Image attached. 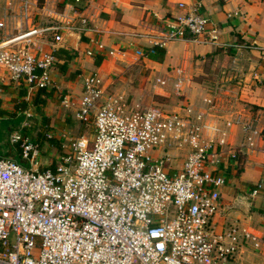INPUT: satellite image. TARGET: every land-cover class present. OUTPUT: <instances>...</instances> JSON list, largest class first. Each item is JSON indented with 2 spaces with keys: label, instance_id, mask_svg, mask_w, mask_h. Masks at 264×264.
Returning <instances> with one entry per match:
<instances>
[{
  "label": "built area",
  "instance_id": "1",
  "mask_svg": "<svg viewBox=\"0 0 264 264\" xmlns=\"http://www.w3.org/2000/svg\"><path fill=\"white\" fill-rule=\"evenodd\" d=\"M61 1L62 10L49 13L59 22L37 25L30 10L39 0H4L0 31L12 32L0 39V100H6V84H22L27 93L51 89L57 57L44 41L62 42L68 31L87 23L72 15L82 0ZM165 27L156 44L136 54L190 36L219 39L217 23L195 5ZM103 51L92 40L84 53ZM175 74L173 93L183 96L184 72L177 68ZM60 104L81 125L93 123L92 137L78 134L61 142L54 169H44L40 143L19 130L9 134L29 167L0 156V264H229L239 244L259 245L261 237L250 229L218 234L211 228L225 183L213 167L226 140L223 132L216 140L205 138L208 130L219 132L206 111L190 105L166 111L131 103L122 94L106 95L97 73L83 78L78 100L65 94ZM24 113L32 116L31 109ZM232 121L254 147L259 132L252 123L240 116ZM30 125L25 121L23 128ZM57 137L66 139L65 133ZM183 151L181 166L174 167L172 160ZM263 191L257 182L250 195Z\"/></svg>",
  "mask_w": 264,
  "mask_h": 264
},
{
  "label": "crops",
  "instance_id": "2",
  "mask_svg": "<svg viewBox=\"0 0 264 264\" xmlns=\"http://www.w3.org/2000/svg\"><path fill=\"white\" fill-rule=\"evenodd\" d=\"M39 1L30 10L33 23L59 22L49 13H59L63 2ZM178 2L184 6H178ZM194 5L217 23L216 43L190 36L166 42L161 61L149 58L148 54H136V49L146 52L162 38L166 21ZM75 9L72 15L77 19L85 17L87 23L68 31L62 42L52 45L51 38L44 41V48L58 51L51 70L52 94L47 101L65 94L78 100L83 78L90 73L100 76L106 95L122 94L131 103L142 106H150L141 100L147 95L149 101L151 88V97H166L170 91L183 102V107L192 106L194 99L201 101L202 108L198 110L206 111L208 123L219 129L216 133L208 130L205 138L216 140L223 132L226 140L221 161L213 167L225 183L219 189L218 212L211 228L218 234L232 228H246L258 234L259 245L255 247L250 241L239 244L229 264H264V191L255 197L250 195L257 182L264 184V0H82ZM9 34L10 30L6 31ZM92 40L101 42L104 51L89 57L84 51ZM177 68L183 70L186 78L183 96L173 93ZM157 79L165 80V84H157ZM35 92L27 93L22 84H6V100H0V116H16L19 129L27 136L33 130L23 128L24 122L29 121L25 109H15L14 105L30 102ZM208 99L211 102L207 103ZM235 116L249 120L259 132L254 136V147L247 145L242 127L233 123ZM38 137L43 141L42 133L34 139ZM51 145L50 141L48 145L42 144L45 149H51ZM1 151L0 156L29 167L17 145L10 144L5 153ZM42 151L46 150L41 149V168L51 162L46 161L48 157L42 161ZM184 154L177 152L171 164L180 167Z\"/></svg>",
  "mask_w": 264,
  "mask_h": 264
},
{
  "label": "rangeland",
  "instance_id": "3",
  "mask_svg": "<svg viewBox=\"0 0 264 264\" xmlns=\"http://www.w3.org/2000/svg\"><path fill=\"white\" fill-rule=\"evenodd\" d=\"M40 2V1H39ZM4 5L5 2L4 0H0V17L4 15ZM14 21L12 20L10 23L11 25H14ZM12 31L10 30V33ZM6 34L3 33V31H0V39L5 36ZM223 62V61H222ZM170 90V88L168 89ZM151 93H149V101H147L148 96L144 95L143 99L141 100L144 105H157L165 109L166 111H172V110H179L184 108L181 104H183L182 101H180L176 96H173V94L168 91L169 96H158L157 94H154L153 97L152 95V88H151ZM62 97L56 96L55 98L53 97L49 101L45 102L40 108H37L31 101L25 102V105H23L21 102H17L14 105V108L17 109L18 107L20 110L23 109H31L32 116L28 117L29 122L31 126L29 127L28 132L30 130H33V133H31V139H34L37 135V133H42L43 137H41L43 141H41L42 144L48 145L49 139L44 136L46 132H52L54 133V139L55 141H50V144H52L51 149L46 148V146H41V149L46 152H43V160L45 158H51L55 159L56 156H58L61 152V142L65 143L68 141V139H71L74 136H77L78 134H83L87 138L92 137V132H93V123H87L81 125L79 121L75 120L72 117V114L68 109H65L61 106L60 104V99ZM151 98V100H150ZM154 100V102H153ZM157 101V102H156ZM201 101H198V99H194L192 101V107H195V109H200L202 108ZM180 105V106H179ZM184 105V104H183ZM200 106V107H199ZM19 122L20 120L17 119L16 116L14 115H8L4 114L3 116H0V150L1 154L5 153L8 148L10 147L9 140H8V135L10 131L12 130H19L20 132L24 133V130L19 129ZM50 123V125H49ZM62 133H65L66 139L62 138L61 140L57 137V135H61ZM26 134V133H25ZM40 141V137H38ZM45 141V143H44ZM52 153V155H49V153ZM46 161H50L51 159H48ZM218 212V211H217Z\"/></svg>",
  "mask_w": 264,
  "mask_h": 264
},
{
  "label": "trees",
  "instance_id": "4",
  "mask_svg": "<svg viewBox=\"0 0 264 264\" xmlns=\"http://www.w3.org/2000/svg\"><path fill=\"white\" fill-rule=\"evenodd\" d=\"M153 49V52L152 53H149L148 54V57L155 60V61H161L163 59V55H164V52H165V49L164 47L162 46H159V45H155L152 47ZM58 51H54L56 57H57V53ZM22 94H25V93H22ZM52 94V90H47V89H38L36 90L35 94L33 95L32 97V100L31 102L37 107V108H40V106H42L43 104H45V102L47 101L48 98H50ZM23 105H25V102L23 101L22 103ZM45 136V134H44ZM48 139V138H47ZM35 141H38L40 143V146H42L41 142L38 140V138L36 139H33ZM49 141H55L54 138H51L49 139ZM55 164H56V160L54 159H51V162L44 166L43 168H52L54 169L55 167Z\"/></svg>",
  "mask_w": 264,
  "mask_h": 264
}]
</instances>
